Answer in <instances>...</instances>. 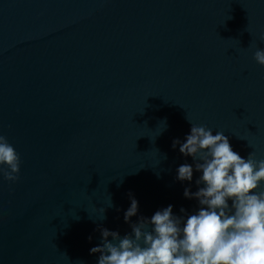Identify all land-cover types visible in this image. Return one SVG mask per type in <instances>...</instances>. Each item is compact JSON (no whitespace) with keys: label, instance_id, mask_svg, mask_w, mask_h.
Segmentation results:
<instances>
[{"label":"water","instance_id":"water-1","mask_svg":"<svg viewBox=\"0 0 264 264\" xmlns=\"http://www.w3.org/2000/svg\"><path fill=\"white\" fill-rule=\"evenodd\" d=\"M262 37L264 0H0V135L21 158L0 264H97L100 227L131 232L130 192L133 223L193 214L172 147L189 120L264 159Z\"/></svg>","mask_w":264,"mask_h":264},{"label":"clouds","instance_id":"clouds-1","mask_svg":"<svg viewBox=\"0 0 264 264\" xmlns=\"http://www.w3.org/2000/svg\"><path fill=\"white\" fill-rule=\"evenodd\" d=\"M253 59L264 66V48L257 45ZM189 122L190 133L183 142L175 139L172 147L178 146L193 164L180 165L175 179L188 183L183 195L195 199L198 210L188 214L181 207L182 215H176L170 204L133 223L139 201L130 192L124 221L131 232L121 236L100 227L101 243L89 250L99 254L97 264H264V159H256L254 152L242 157L224 132ZM20 168L19 153L0 135V174L16 183ZM194 171L200 173L195 192ZM104 218L101 209L100 219Z\"/></svg>","mask_w":264,"mask_h":264}]
</instances>
